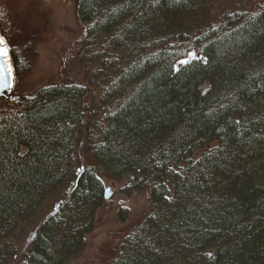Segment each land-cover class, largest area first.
Returning a JSON list of instances; mask_svg holds the SVG:
<instances>
[{
    "label": "trees",
    "instance_id": "obj_1",
    "mask_svg": "<svg viewBox=\"0 0 264 264\" xmlns=\"http://www.w3.org/2000/svg\"><path fill=\"white\" fill-rule=\"evenodd\" d=\"M77 17L84 80L0 97V264L32 228L14 264H71L101 171L151 197L110 264H264V0H78ZM0 29L18 77L30 49Z\"/></svg>",
    "mask_w": 264,
    "mask_h": 264
},
{
    "label": "rangeland",
    "instance_id": "obj_2",
    "mask_svg": "<svg viewBox=\"0 0 264 264\" xmlns=\"http://www.w3.org/2000/svg\"><path fill=\"white\" fill-rule=\"evenodd\" d=\"M77 1L0 0V24L10 37L11 44L15 47L21 45L22 48L26 43L30 49L27 53L30 55L29 70L14 79L13 87L16 92L32 91L39 86L59 81L84 80L78 51L85 27L77 17ZM260 5V2H256L248 11H255ZM194 58L195 55L191 52L179 63L183 64ZM202 88L204 90L205 86ZM96 93L95 88L89 91L85 99L87 104L94 101ZM77 154L86 165L96 167L95 160L86 153L85 147L79 146ZM98 175L108 188L110 197L104 200L97 211L95 225L86 236L85 247L71 264H110L116 257L123 238L150 211L151 197L146 191H137L127 196L122 190L125 178H116L107 171H101ZM122 208L127 212L124 219L119 214ZM34 232L35 229L32 228L23 238L11 264L28 251Z\"/></svg>",
    "mask_w": 264,
    "mask_h": 264
},
{
    "label": "water",
    "instance_id": "obj_3",
    "mask_svg": "<svg viewBox=\"0 0 264 264\" xmlns=\"http://www.w3.org/2000/svg\"><path fill=\"white\" fill-rule=\"evenodd\" d=\"M0 37H3L5 42H6L7 52H8V56L6 58L7 68H9L11 70V76L10 77L7 76V73H5V75L3 77H0V97L7 98V97H9V95L11 94V91L13 89L15 75H14L13 65L11 63L10 53H9V49H8V43L5 39V37L3 36L1 30H0ZM0 62H3V61H0ZM105 197L108 198L109 195L105 194Z\"/></svg>",
    "mask_w": 264,
    "mask_h": 264
},
{
    "label": "snow or ice",
    "instance_id": "obj_4",
    "mask_svg": "<svg viewBox=\"0 0 264 264\" xmlns=\"http://www.w3.org/2000/svg\"><path fill=\"white\" fill-rule=\"evenodd\" d=\"M8 56L6 42L3 37H0V77H3L5 73L7 76H11V70L7 68L6 58Z\"/></svg>",
    "mask_w": 264,
    "mask_h": 264
},
{
    "label": "bare ground",
    "instance_id": "obj_5",
    "mask_svg": "<svg viewBox=\"0 0 264 264\" xmlns=\"http://www.w3.org/2000/svg\"><path fill=\"white\" fill-rule=\"evenodd\" d=\"M105 194L109 195V197H110V194L108 193V188L105 189ZM105 194H104V198L107 199V198L105 197ZM109 197H108V198H109Z\"/></svg>",
    "mask_w": 264,
    "mask_h": 264
}]
</instances>
